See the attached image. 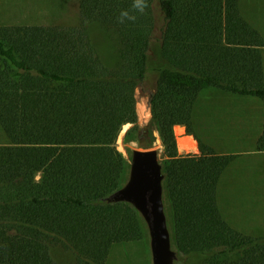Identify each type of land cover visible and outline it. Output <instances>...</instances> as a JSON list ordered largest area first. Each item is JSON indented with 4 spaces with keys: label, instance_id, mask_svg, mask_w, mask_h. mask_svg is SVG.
Returning <instances> with one entry per match:
<instances>
[{
    "label": "trees",
    "instance_id": "trees-1",
    "mask_svg": "<svg viewBox=\"0 0 264 264\" xmlns=\"http://www.w3.org/2000/svg\"><path fill=\"white\" fill-rule=\"evenodd\" d=\"M146 3L141 13L134 0H78L77 25L0 27V129L10 143L0 147V264H60L64 254L65 264H105L115 245L142 239L139 213L106 199L128 179L115 141L124 125L138 131L135 93L150 72L176 261L264 264V236L231 228L217 205L234 156L200 141L198 156H179L174 135L175 126L193 134L204 88L264 106V38L239 0ZM96 24L119 38L113 67L91 37Z\"/></svg>",
    "mask_w": 264,
    "mask_h": 264
},
{
    "label": "rangeland",
    "instance_id": "rangeland-1",
    "mask_svg": "<svg viewBox=\"0 0 264 264\" xmlns=\"http://www.w3.org/2000/svg\"><path fill=\"white\" fill-rule=\"evenodd\" d=\"M239 3L243 18L264 38V0H239ZM78 21V0H0V27L72 26L77 25ZM159 27L160 24L156 36ZM89 31L101 58L109 67L115 66L120 45L116 33L106 30L100 24L90 26ZM261 51L264 66V47ZM154 77L152 72L148 73L135 93L138 131L133 132L134 126L131 124L124 125L115 141L116 149L128 161L133 150H145L139 142L149 140L153 141L148 149L158 152L160 164L164 161L163 147L156 126L151 121L148 105ZM263 121L264 106L259 99L204 88L192 113L193 134L187 135L186 129L183 131L185 136L194 141L195 149L179 151L177 146L179 156H198V141L212 148L217 155L234 156L233 162L220 178L216 193L217 205L223 220L231 228L251 237L264 236V158H253L264 156V152L256 150ZM175 139L177 145L176 135ZM8 146L10 143L0 129V147ZM35 179L38 181L40 175ZM163 205L171 246L177 254L172 213L164 188ZM144 228L141 240L115 245L105 264H152L146 225ZM63 256L61 260L58 258V263H66L67 257L65 254ZM175 264L183 262L176 261Z\"/></svg>",
    "mask_w": 264,
    "mask_h": 264
},
{
    "label": "water",
    "instance_id": "water-1",
    "mask_svg": "<svg viewBox=\"0 0 264 264\" xmlns=\"http://www.w3.org/2000/svg\"><path fill=\"white\" fill-rule=\"evenodd\" d=\"M126 183L107 199V203L130 204L140 215L149 234L152 264H175L177 254L171 246L163 205L162 167L154 149H136L129 158Z\"/></svg>",
    "mask_w": 264,
    "mask_h": 264
},
{
    "label": "bare ground",
    "instance_id": "bare-ground-1",
    "mask_svg": "<svg viewBox=\"0 0 264 264\" xmlns=\"http://www.w3.org/2000/svg\"><path fill=\"white\" fill-rule=\"evenodd\" d=\"M175 135L177 136V146L179 151H192L195 149V143L190 138L184 135V132L179 127H175Z\"/></svg>",
    "mask_w": 264,
    "mask_h": 264
},
{
    "label": "clouds",
    "instance_id": "clouds-1",
    "mask_svg": "<svg viewBox=\"0 0 264 264\" xmlns=\"http://www.w3.org/2000/svg\"><path fill=\"white\" fill-rule=\"evenodd\" d=\"M134 6L136 7V9L138 11H140L142 13L145 10V8L147 7L146 0H134ZM121 17L122 18L127 17L129 19H132V17H128V14L126 12H122Z\"/></svg>",
    "mask_w": 264,
    "mask_h": 264
},
{
    "label": "crops",
    "instance_id": "crops-1",
    "mask_svg": "<svg viewBox=\"0 0 264 264\" xmlns=\"http://www.w3.org/2000/svg\"><path fill=\"white\" fill-rule=\"evenodd\" d=\"M264 122V121H263ZM263 125V124H262ZM178 127H180L181 129H183V131L185 132V128L184 127H182V126H178ZM261 131H262V126H261ZM253 158H264V156H254Z\"/></svg>",
    "mask_w": 264,
    "mask_h": 264
}]
</instances>
